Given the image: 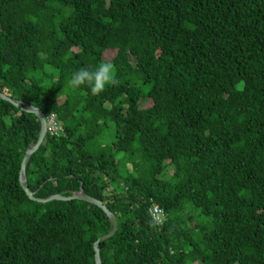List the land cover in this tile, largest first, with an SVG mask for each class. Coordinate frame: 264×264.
<instances>
[{
	"label": "trees",
	"instance_id": "obj_1",
	"mask_svg": "<svg viewBox=\"0 0 264 264\" xmlns=\"http://www.w3.org/2000/svg\"><path fill=\"white\" fill-rule=\"evenodd\" d=\"M103 60L117 85H69ZM0 91L23 103L0 97V264H96L112 229L88 201L23 191L27 105L62 128L30 190L81 188L117 219L101 264H264V0H0Z\"/></svg>",
	"mask_w": 264,
	"mask_h": 264
},
{
	"label": "water",
	"instance_id": "obj_2",
	"mask_svg": "<svg viewBox=\"0 0 264 264\" xmlns=\"http://www.w3.org/2000/svg\"><path fill=\"white\" fill-rule=\"evenodd\" d=\"M0 97L11 101L14 105L16 106H21L23 105L22 101L20 100H15L10 98L9 96H7L6 94L2 93L0 91ZM23 109L31 112L33 114H35L38 117V121L41 124V130L39 133V138L37 140V142L34 145L29 146L26 149V152L24 154V157L22 159V163H21V169H20V173H19V181L20 184L23 188V191L27 194V196L33 200L39 201V202H48V201H52V200H71V199H80V200H85L88 201L92 204L97 205L98 207H100L109 217V219L112 222V229L109 231V233H107L104 236H101L97 241L94 242V250H95V261L96 264H101V259L100 257V242L111 238L117 231L118 228V224H117V219L115 217V215L113 214V212L106 206L103 204V202L89 194H87L84 190H82L81 188H79V191L74 192L72 195L69 196H64L62 195V193H56V194H52L48 197L45 198H40V197H36L35 196V192L31 191L29 186H28V181H27V177H26V168L27 165L29 163V160L31 158V155L40 147V145L42 144V142L44 141L47 131H48V123H47V118L46 115L44 114V112L37 106L34 105H27V106H23Z\"/></svg>",
	"mask_w": 264,
	"mask_h": 264
},
{
	"label": "clouds",
	"instance_id": "obj_3",
	"mask_svg": "<svg viewBox=\"0 0 264 264\" xmlns=\"http://www.w3.org/2000/svg\"><path fill=\"white\" fill-rule=\"evenodd\" d=\"M68 83L73 88L89 85L93 95H100L106 86L117 85V71L111 60H103L94 70L86 67L80 68L72 74Z\"/></svg>",
	"mask_w": 264,
	"mask_h": 264
},
{
	"label": "built area",
	"instance_id": "obj_4",
	"mask_svg": "<svg viewBox=\"0 0 264 264\" xmlns=\"http://www.w3.org/2000/svg\"><path fill=\"white\" fill-rule=\"evenodd\" d=\"M55 115H51L49 118H47L48 123V131L50 134H58L62 128L58 125L57 121L55 120ZM150 214L153 217V219L157 222H160V214H162L161 209H159L157 206H153L150 208Z\"/></svg>",
	"mask_w": 264,
	"mask_h": 264
},
{
	"label": "rangeland",
	"instance_id": "obj_5",
	"mask_svg": "<svg viewBox=\"0 0 264 264\" xmlns=\"http://www.w3.org/2000/svg\"><path fill=\"white\" fill-rule=\"evenodd\" d=\"M110 55H109V57L112 55V52H110L109 53ZM109 57H107V58H109ZM151 104V102H148V103H146V105L148 106V105H150ZM171 170V169H170Z\"/></svg>",
	"mask_w": 264,
	"mask_h": 264
}]
</instances>
